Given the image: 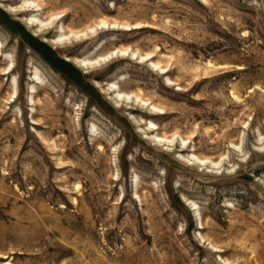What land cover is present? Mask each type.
<instances>
[{
    "label": "rangeland",
    "instance_id": "rangeland-1",
    "mask_svg": "<svg viewBox=\"0 0 264 264\" xmlns=\"http://www.w3.org/2000/svg\"><path fill=\"white\" fill-rule=\"evenodd\" d=\"M0 264H264V0H0Z\"/></svg>",
    "mask_w": 264,
    "mask_h": 264
},
{
    "label": "bare ground",
    "instance_id": "bare-ground-1",
    "mask_svg": "<svg viewBox=\"0 0 264 264\" xmlns=\"http://www.w3.org/2000/svg\"><path fill=\"white\" fill-rule=\"evenodd\" d=\"M25 3V2H24ZM25 6H29V7H31V8H36V10L35 11H37L38 10V8H37V6H34L32 3H29V2H26L25 4H24ZM8 8V7H7ZM9 10H11V9H9ZM25 22H26V24L27 25H30V26H33V27H35V26H37V27H40L41 25H42V23L41 22H39L37 19H35V17L34 18H27L26 20H25ZM69 39V37H63L61 34H60V36L56 39V41L54 42V43H59L60 41H63V40H68ZM103 60H105V59H103ZM78 63H79V65H80V67H82V68H89V67H91L92 65H94V64H97V63H99V61H89V60H87V59H82V60H78ZM32 64V61L31 60H29V62H28V67H30V65ZM37 77V76H36ZM37 80H39V78L37 79ZM111 88L113 89L114 87H113V85L111 86ZM31 89H33V88H31ZM32 92L31 93H33V90H31ZM113 99L115 100V101H119V100H124V101H128V100H130V99H132L129 95H121V93L118 91V90H115L114 89V92H113ZM137 98V97H136ZM31 102V101H30ZM141 102V101H140ZM154 109V108H153ZM152 128H153V126H152ZM153 139V141H156V142H168L167 140H165V139H161V138H158L157 136H155V137H153L152 138ZM196 159V161L199 163V165H205L206 164V162L205 161H202V160H199V159H197V158H195ZM212 166H216V164H213V163H210Z\"/></svg>",
    "mask_w": 264,
    "mask_h": 264
}]
</instances>
